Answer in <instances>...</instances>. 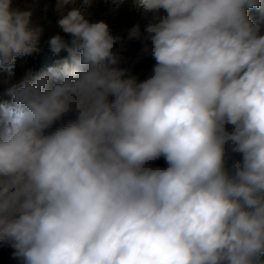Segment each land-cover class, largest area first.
<instances>
[{"label": "clouds", "instance_id": "1", "mask_svg": "<svg viewBox=\"0 0 264 264\" xmlns=\"http://www.w3.org/2000/svg\"><path fill=\"white\" fill-rule=\"evenodd\" d=\"M93 2L56 0L70 41L49 44L68 57L0 98V241L19 264H264V35L249 15L264 0H130L152 19L126 35L91 20ZM12 5L10 77L44 31ZM128 40L155 61L143 81L112 67Z\"/></svg>", "mask_w": 264, "mask_h": 264}, {"label": "rangeland", "instance_id": "2", "mask_svg": "<svg viewBox=\"0 0 264 264\" xmlns=\"http://www.w3.org/2000/svg\"><path fill=\"white\" fill-rule=\"evenodd\" d=\"M14 8L21 10L31 8L33 10V22L43 27L44 31L41 34L37 48L38 50L30 55L17 57L13 68L11 77L9 74L0 69V98H7L4 96L8 87L13 83H19L28 73H39L46 70L50 66H55L62 63L68 57L65 50L59 53L52 51L49 41L51 37L60 35L65 41H70V37L63 33L57 26V19L59 13L56 10V0H13ZM81 6L80 0H77V5ZM86 13L93 21L104 20L114 35H126L125 30L131 28L135 24L140 25L141 32L143 33L145 26L151 21L152 14H144L140 10L132 7L130 0L117 7L112 0H94L90 8H87ZM48 46L49 58L45 63L39 64V54L43 52V47ZM145 46L143 40H128L125 44V49L120 52L122 59L112 67L125 70V76L136 77L138 81H143L151 74V70L155 64L154 59L142 49ZM120 45L114 46V49H119ZM35 63V64H34ZM109 102H112L115 97L109 96ZM76 119L75 114L65 115L62 119L58 120L52 127L60 126V128L67 126L69 123L74 122ZM51 127V128H52ZM231 130V126H227ZM50 129H48L49 131ZM233 159H239V154H233Z\"/></svg>", "mask_w": 264, "mask_h": 264}, {"label": "trees", "instance_id": "3", "mask_svg": "<svg viewBox=\"0 0 264 264\" xmlns=\"http://www.w3.org/2000/svg\"><path fill=\"white\" fill-rule=\"evenodd\" d=\"M249 15L254 23L259 25L260 27V35H264V9L258 10V9H252L249 12ZM47 49H49L48 46L43 47V52L39 54L37 61H39V64L45 63V60L49 58V52H47ZM17 59V58H16ZM35 64V63H34ZM60 126L52 127L50 128L49 132H54L57 129H59ZM231 160L226 161V167L230 168ZM150 167L153 168H166L168 165L166 164L163 157H161L158 160L152 161L149 163ZM14 249L11 247L10 242L8 241H0V264H19V261L13 257ZM262 260H264V256L261 257Z\"/></svg>", "mask_w": 264, "mask_h": 264}]
</instances>
